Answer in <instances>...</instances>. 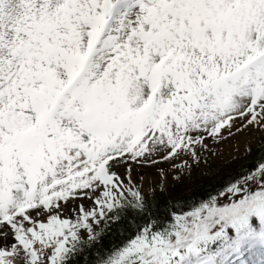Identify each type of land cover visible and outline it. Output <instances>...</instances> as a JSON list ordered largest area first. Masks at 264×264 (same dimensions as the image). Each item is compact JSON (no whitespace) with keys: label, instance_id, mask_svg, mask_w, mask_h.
Masks as SVG:
<instances>
[{"label":"snow or ice","instance_id":"snow-or-ice-1","mask_svg":"<svg viewBox=\"0 0 264 264\" xmlns=\"http://www.w3.org/2000/svg\"><path fill=\"white\" fill-rule=\"evenodd\" d=\"M247 130L264 0H0V264H264V157L165 216L133 176Z\"/></svg>","mask_w":264,"mask_h":264},{"label":"rangeland","instance_id":"rangeland-1","mask_svg":"<svg viewBox=\"0 0 264 264\" xmlns=\"http://www.w3.org/2000/svg\"><path fill=\"white\" fill-rule=\"evenodd\" d=\"M244 132H249V134H252L255 133L256 130H247ZM261 132L262 133H259L256 138L242 145V147L237 144V140L234 145L235 147L233 146L229 151H225L222 153H209L207 151L203 153L204 161L198 167H194L191 175H183L178 179H174L173 176L175 174H169L168 182L170 181L172 183L170 187H166L164 185L165 182L160 183L159 186H151L150 188H148V190H145V195H147V197L149 198L153 196V193L154 195L166 193L170 197H173L174 194L178 191V193H180V191L184 194L189 193V191L193 189V187L199 180L205 179L208 181H214L218 179L222 175L228 173L232 168L237 166L252 150L258 148L264 143V131ZM210 142H212V144L216 143L215 141ZM143 171L144 169L138 170L137 175L140 177ZM147 171L155 172L154 169H149Z\"/></svg>","mask_w":264,"mask_h":264},{"label":"trees","instance_id":"trees-1","mask_svg":"<svg viewBox=\"0 0 264 264\" xmlns=\"http://www.w3.org/2000/svg\"><path fill=\"white\" fill-rule=\"evenodd\" d=\"M261 157H264V143L252 150L237 166L232 168L228 173L222 175L214 181H208L205 179L199 180L193 189L189 193L184 194L176 192L173 197H170L166 193H160L149 197L153 200L154 208L161 216H165L167 209L175 202L177 207L190 202L193 198L206 197L210 192L224 186L234 175L241 171H245L251 168ZM93 259V257H89ZM71 264H84V257H78L74 259Z\"/></svg>","mask_w":264,"mask_h":264},{"label":"bare ground","instance_id":"bare-ground-1","mask_svg":"<svg viewBox=\"0 0 264 264\" xmlns=\"http://www.w3.org/2000/svg\"><path fill=\"white\" fill-rule=\"evenodd\" d=\"M259 133H262V132L256 130L255 133L249 134V132L245 133L244 131H242L240 134H235L234 136L229 137V138L221 141V143H217V144L213 143L212 144V142H209L210 143V148H209L208 152L209 153H211V152H217V153L220 152V153H222V152H225V151H229L235 145L237 140H238L237 144L242 147V145H244L247 142H249V141L253 140L254 138H256V136ZM138 170H140V169H135L134 168V170H133V176L134 177L137 176ZM139 179H140V186L143 187L145 190H148V188L153 186V182L154 181H158L159 180V177L156 176V172H154V171L144 170L141 173ZM169 182H168V177H167L164 185L166 187H170V185L172 183L171 182L169 183ZM159 184H156L155 186H159Z\"/></svg>","mask_w":264,"mask_h":264}]
</instances>
